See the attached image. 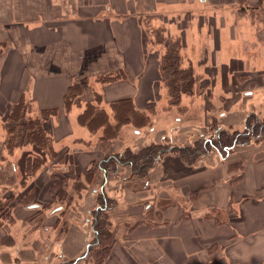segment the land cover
<instances>
[{
	"label": "crops",
	"instance_id": "obj_1",
	"mask_svg": "<svg viewBox=\"0 0 264 264\" xmlns=\"http://www.w3.org/2000/svg\"><path fill=\"white\" fill-rule=\"evenodd\" d=\"M206 1L210 3L209 12L199 15L211 13L209 17L217 21L220 16L224 20L216 13L217 9L243 0ZM187 3V0H0V114L22 97L31 100L37 110L57 107L59 112L52 118L54 146L63 139L92 143L94 135L78 121L85 102L74 103L68 112L63 108L69 87L84 77L97 86L89 83L83 90L101 94V105L109 113L110 102L122 97H132L138 109L150 113L162 85L159 79L162 51L151 48L143 18L150 15L153 20L168 19L172 7L183 5L181 9L178 7L180 12L190 11ZM227 19L221 23L222 30L228 26ZM166 23L171 29L174 21ZM183 29L187 31L186 26ZM213 29L217 32L214 38L222 47L227 36L224 31L222 36L216 26ZM230 33L229 40L235 42L236 29ZM184 45L182 53L188 47L187 41ZM232 59H242L243 66L247 62L245 56L237 54ZM118 72L124 76L112 81L99 79ZM74 107L76 125L86 128L88 135L81 136L70 123ZM98 137L99 134L94 147ZM95 149L96 156H92L90 148L82 150L78 177L85 176L89 164L103 156L101 148ZM260 164L246 168L240 183L235 185L227 167L208 163L194 166L170 151L164 153L160 165L151 171L152 176L155 170L161 173L150 184L154 189L159 178L171 182L168 196L181 195L186 198L185 204L174 202L154 208L158 220L153 224L136 219L117 237L110 255L101 264H264V165ZM85 186L88 187L87 182ZM262 190L263 194L255 198ZM194 192L198 193L195 202L190 200ZM241 197L243 200L239 201ZM236 202L240 208L238 217L220 221L205 217L212 209L223 210ZM151 204L146 208L152 207ZM142 211L144 214V208ZM183 213L187 215L182 216Z\"/></svg>",
	"mask_w": 264,
	"mask_h": 264
},
{
	"label": "rangeland",
	"instance_id": "obj_2",
	"mask_svg": "<svg viewBox=\"0 0 264 264\" xmlns=\"http://www.w3.org/2000/svg\"><path fill=\"white\" fill-rule=\"evenodd\" d=\"M187 2L186 6H191L190 11L180 12V6L183 5L178 6L180 9L172 7L173 11L168 12L171 13L168 19L160 15L165 19H151L150 23L155 28L165 29L164 35L169 34L171 42L178 38L183 40V44L187 41L188 47L183 52V64L192 65L199 76L194 86V93L184 94L179 104L170 105L168 90L160 81L162 84L160 94L153 101L155 106L150 111L153 119L152 127L138 129L132 124H125L121 127L117 139L111 142L106 150L100 151L103 153L123 151L128 146L135 149L142 144L160 142L165 149L179 156L186 164L199 166L208 163L229 168L232 173L229 174L230 178L237 185L246 168L257 163L264 165V0L261 2L243 0L239 3L227 4V7L217 9L218 16L224 17L223 20L220 16L217 21L209 17L211 13L205 17L199 15L209 12L207 9L209 10L210 3L206 0H187ZM226 18H229L228 26L226 28L223 26L222 30L220 26ZM170 21L174 23L170 24L171 29H168L169 24L166 22ZM185 26L187 31L183 29ZM214 26L220 29L219 33L222 36L223 31L227 36V38L223 37L225 40L223 39L222 47L218 46V41L214 38L217 34L213 29ZM234 29H236L235 42L229 40L230 30L233 32ZM153 48H160L162 52L164 50L163 45H156ZM236 54L245 56L248 63L245 61L243 66L242 59L233 60L232 55ZM89 83L97 86L93 80L88 81ZM94 93L93 90H80V96L75 100L85 102L87 97L95 99ZM30 104L35 115L38 110L33 103ZM75 110L74 107L69 117L70 123L72 122V126L78 129L81 136L88 135L86 128L76 125ZM255 117L258 123L254 120ZM52 123H54L52 118H49L47 126L53 135ZM256 123L257 126L262 125L260 130L259 127H255L259 134L249 137L245 133ZM160 129H167V132H158L157 130ZM100 131L92 134L94 142L90 147L72 143L68 139L59 141L54 146L58 150V157L55 159L47 157L46 163L33 175H29L26 185H22L24 175L22 162L28 154L36 155V151L32 145H24L9 153L3 144L6 132L2 119L0 120V264H61L65 260L69 261L77 257L76 264L89 263V257H92L93 253L90 255L84 253L85 245L90 238L87 232L90 230L88 217L91 213L88 210L92 208L100 189L102 175L99 169L97 168L98 171L96 170L95 177L91 183H88V187L75 189V185L78 181L83 184L87 182L85 176H77L82 169L80 168L82 150L90 148L92 156H96L95 151L98 150L95 149L97 146L94 147V143ZM145 134L146 136L142 138ZM227 144L231 145L228 149L225 147ZM185 147L191 150L199 148L200 154L197 158H190L189 155L184 154V150H178ZM161 159L162 156L152 170L160 165ZM98 161L99 159L94 162ZM94 164L90 163L88 168H93ZM153 172L156 174L152 176L150 172L149 183H152L154 178L158 179L157 173H161L157 170ZM63 176L65 177L63 183L67 184L66 192L65 197L58 201L55 200L51 183L58 177L61 180ZM129 176L128 168L124 167L120 173L109 175L105 183L107 196L117 202V206L108 214L110 228L114 230L115 237L120 236L121 232L135 223L136 219V222L147 220L153 224L158 220L154 209L156 207L161 208L174 202L181 204L186 202V198L176 193L168 196L171 191L167 190L172 187L169 181L164 183L159 178L160 181L158 180L154 189L151 184L148 187L144 185L145 188L141 189L138 178L135 176L129 178ZM33 183L36 194L29 197L31 194L29 186ZM135 188L140 190H134ZM259 194H263V190L254 197L259 198ZM197 195V192L190 194V200L195 202ZM238 196H232V199ZM241 200L243 197L239 201ZM31 202L38 203L40 211L29 209L27 205ZM150 203H153L152 207L146 208ZM136 204L137 207L134 206ZM57 205L65 206V213L61 215L60 211H57L55 216L47 217L46 215ZM143 208L144 214H142ZM186 208L190 213V208L188 206ZM239 210V204L236 202L229 208L223 210L215 208L207 214L214 213L220 220H231L238 217ZM131 215L132 217L128 218ZM186 215L187 213L182 214V216ZM57 216H60L58 222H56Z\"/></svg>",
	"mask_w": 264,
	"mask_h": 264
},
{
	"label": "trees",
	"instance_id": "obj_3",
	"mask_svg": "<svg viewBox=\"0 0 264 264\" xmlns=\"http://www.w3.org/2000/svg\"><path fill=\"white\" fill-rule=\"evenodd\" d=\"M259 1L261 2L263 0ZM151 19L152 16L150 15L144 16L143 18L146 33L149 35L150 46L151 48L156 45H163L164 47L159 60L160 81L165 85L166 90H168L169 104H179L184 94L191 95L194 93V86L199 76L195 73L192 65L184 66L183 64V40L178 38L174 42H171L172 39L169 34L168 36L164 35V31L166 30L153 27L150 23ZM123 76L124 73L118 72L116 74L102 76L99 79L102 81H112ZM87 84L88 79L84 77L74 82L69 87L64 95L63 102V108L66 112L70 111L74 103L80 102L77 101V99L75 100V98L80 96L79 91L83 90ZM94 94L95 99L85 101L84 109L78 114V121L80 124L86 126L92 134L101 130L97 146L102 150H106L108 145L117 139L121 127L125 124H132L138 129L147 126L152 127L153 119L151 113L138 109L132 97H122L111 101V112L109 113L105 107L101 105L102 95L97 92ZM29 101V99L22 97L19 101L11 102L9 108L3 112L1 116L2 125L6 132L3 144L8 152L12 153L15 148L24 145H32L36 151V155L32 156L28 154L22 162V169L24 172L22 176V185H26L29 175H33L46 163L47 157H52L54 159L58 157V150L54 147V137L47 126V122L49 118H53L58 114L59 109L57 107L39 109L36 111V114L33 115V110L30 106L32 102ZM151 110L152 109H150V111ZM254 120L257 121V123L259 122L256 117ZM257 123L245 134L249 137L254 134L258 135L259 133L255 128ZM261 126V124L257 126L259 130ZM248 140H250V138H248ZM77 141L89 147L91 145L90 141ZM235 141L236 140H234V142ZM221 145H223V143ZM225 147L228 149L231 145L227 144ZM185 148H178V150H184V154L187 156L189 155L188 157L190 158H197L200 154L199 148L193 150ZM168 151L170 150L165 149L164 145L160 142L142 144L135 149L128 146L123 151L105 152L97 163L93 162L95 163L94 167L89 168L85 172L87 183L93 181L97 168L102 175L97 199L91 206L92 208L88 210L89 213H91V216L88 217L90 230L87 232L90 238L85 245L86 251L84 253L86 255L93 253L92 257H89L88 264H101L106 257L109 256L113 244L117 240L114 230L110 228V222L108 221V214L117 206V202L107 196L105 192V183L108 180V176L115 173L118 174L122 168L127 167L130 173L129 178L133 176L138 178L142 186L141 189L145 188L144 185L148 187L150 184L148 182L150 172L156 166L158 159ZM64 179V176L61 180H59L58 177L52 184L55 200L65 197V188L67 184H65L66 182L63 183ZM84 187H86L85 184L79 181L75 185V189H82ZM34 190L35 183L29 186V192L31 193L29 197L35 196L36 192ZM134 190L138 191L140 189L135 188ZM69 201L67 203L68 205ZM27 206L36 211H40L38 203L31 202ZM47 206L48 205H46V207ZM64 207L63 205L54 206L53 210L50 209L52 211L46 216H55L57 211H60L61 215H63L65 213ZM32 217H34V215ZM205 217L220 221L219 217L215 216L214 213L210 215L207 214ZM56 219V222H58L60 216H57ZM77 258H71L69 261L65 260L61 264H76Z\"/></svg>",
	"mask_w": 264,
	"mask_h": 264
}]
</instances>
